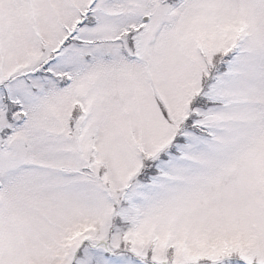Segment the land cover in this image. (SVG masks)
Instances as JSON below:
<instances>
[{
    "label": "snow or ice",
    "instance_id": "snow-or-ice-1",
    "mask_svg": "<svg viewBox=\"0 0 264 264\" xmlns=\"http://www.w3.org/2000/svg\"><path fill=\"white\" fill-rule=\"evenodd\" d=\"M0 264H264V0H0Z\"/></svg>",
    "mask_w": 264,
    "mask_h": 264
}]
</instances>
